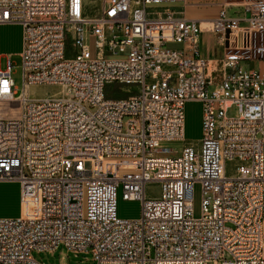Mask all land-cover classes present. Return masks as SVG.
I'll return each mask as SVG.
<instances>
[{"label":"built area","instance_id":"obj_1","mask_svg":"<svg viewBox=\"0 0 264 264\" xmlns=\"http://www.w3.org/2000/svg\"><path fill=\"white\" fill-rule=\"evenodd\" d=\"M180 1L0 0V25L23 28L22 87L0 56V103L20 105L0 116V181L21 184L20 215L0 218V264H42L32 252L59 245L93 264H264V0H224L241 17L150 13ZM204 30L222 58L202 57ZM37 85L61 90L32 98ZM192 100L200 146L160 148L185 140ZM119 188L139 218L118 217Z\"/></svg>","mask_w":264,"mask_h":264},{"label":"rangeland","instance_id":"obj_2","mask_svg":"<svg viewBox=\"0 0 264 264\" xmlns=\"http://www.w3.org/2000/svg\"><path fill=\"white\" fill-rule=\"evenodd\" d=\"M201 55L209 58L210 56H220L222 48L214 45L213 35L203 34L201 36ZM91 49H95L94 41H88ZM23 46V28L20 24H1L0 25V56L1 67H6L8 57H11L15 64L14 78L18 86L22 87V70H21V51ZM78 48L68 40L66 43L65 56L71 57L78 53ZM113 57V56H111ZM114 58V57H113ZM258 66L257 62L245 64L246 68ZM213 89V88H212ZM60 86L57 85H37L29 89L32 98L55 97L58 95ZM15 106L14 104H12ZM229 115H235V110L230 109ZM203 107L199 101H187L185 104V140L165 141L161 143L160 148H171L174 153H180L187 144L200 146L203 135L202 127ZM234 162L227 165L228 174L233 173ZM147 194L155 197L159 194V185L150 183L147 186ZM202 205V189L198 183L194 188L193 195V214L199 217ZM21 210V184L18 181H0V218L18 217ZM142 203L140 200H127L123 198L122 188L117 193V215L123 219H135L141 215ZM32 255L42 264H93V255L91 253L75 254L69 251L65 246L59 245L54 251H33Z\"/></svg>","mask_w":264,"mask_h":264},{"label":"crops","instance_id":"obj_3","mask_svg":"<svg viewBox=\"0 0 264 264\" xmlns=\"http://www.w3.org/2000/svg\"><path fill=\"white\" fill-rule=\"evenodd\" d=\"M187 3H184L183 1L180 2H173V3H166L161 5L153 6L150 9V13L152 15H162L168 11H173L178 15L184 16L189 19H195L198 21H204V20H212L219 16L222 9H225L226 12L229 15H233L236 17H241L243 14L241 7H235L232 5H225L224 0H186ZM203 34L213 35L214 37V45H219V47L222 48V53L220 56H210L209 58H206L209 62H213L214 60L220 59L223 57L225 53L226 45H224L220 39L219 36L211 31L204 30L199 35V48L201 52V36ZM23 47V46H22ZM16 104V103H15ZM17 107V110H19V107L17 105L13 106L12 109L9 112H5V116H10V113L13 109ZM21 211V210H20Z\"/></svg>","mask_w":264,"mask_h":264},{"label":"bare ground","instance_id":"obj_4","mask_svg":"<svg viewBox=\"0 0 264 264\" xmlns=\"http://www.w3.org/2000/svg\"><path fill=\"white\" fill-rule=\"evenodd\" d=\"M59 92H60V90H59ZM12 104L17 105L19 107V110H17V107L15 109H13L12 112L10 113V116H17L18 112L20 111V105L16 101L15 102H2V103H0V116H5L6 114L4 111L9 112L13 107Z\"/></svg>","mask_w":264,"mask_h":264}]
</instances>
